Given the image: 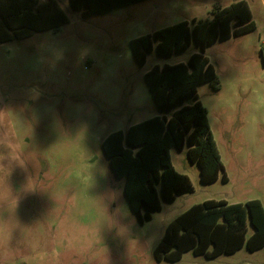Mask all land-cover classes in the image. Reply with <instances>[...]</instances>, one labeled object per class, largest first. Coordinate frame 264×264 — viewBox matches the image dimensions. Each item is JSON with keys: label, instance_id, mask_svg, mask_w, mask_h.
Listing matches in <instances>:
<instances>
[{"label": "rangeland", "instance_id": "374dc122", "mask_svg": "<svg viewBox=\"0 0 264 264\" xmlns=\"http://www.w3.org/2000/svg\"><path fill=\"white\" fill-rule=\"evenodd\" d=\"M45 1V0H41ZM69 18L60 31L0 45V264H264V248L206 259L190 251L158 261L167 226L208 200L264 207V0H146L105 15ZM245 1L256 29L207 47L218 90L198 87L228 182L200 181L187 147L171 150L194 193L163 203L140 225L102 149L112 133L161 113L146 85L153 67L200 52L136 61L131 41ZM193 101L189 100L188 105ZM253 233L249 226L248 237Z\"/></svg>", "mask_w": 264, "mask_h": 264}, {"label": "trees", "instance_id": "16d2710c", "mask_svg": "<svg viewBox=\"0 0 264 264\" xmlns=\"http://www.w3.org/2000/svg\"><path fill=\"white\" fill-rule=\"evenodd\" d=\"M146 0H69L82 17L105 15ZM69 18L55 0H0V45L29 38L37 33L58 32ZM256 29L252 12L245 1L228 7L214 6L212 18L181 22L132 40L133 55L142 67L147 56L156 50L168 58L184 53L194 42L200 52L187 64L155 66L145 75L146 85L161 113L131 126L127 131L110 134L102 149L114 175L124 179V194L138 223L144 225L162 210V204L195 191L189 176L176 171L171 150L187 147L190 162L200 171L201 183H215L222 175L228 182L222 158L201 103L198 87L210 84L219 88V77L208 57L207 47L233 36ZM191 100L193 103L188 105ZM249 226L253 233L248 237ZM247 247L250 252L264 248V207L258 200L245 204L208 200L194 205L166 228L155 249L158 261L177 263L187 252L206 259L233 255Z\"/></svg>", "mask_w": 264, "mask_h": 264}, {"label": "water", "instance_id": "95a60500", "mask_svg": "<svg viewBox=\"0 0 264 264\" xmlns=\"http://www.w3.org/2000/svg\"><path fill=\"white\" fill-rule=\"evenodd\" d=\"M112 168V167H111Z\"/></svg>", "mask_w": 264, "mask_h": 264}]
</instances>
